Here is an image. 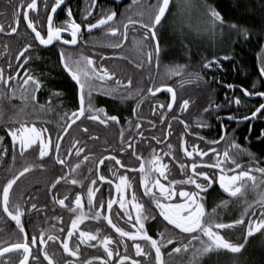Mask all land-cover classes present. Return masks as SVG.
<instances>
[{
    "label": "snow or ice",
    "instance_id": "6c2138e0",
    "mask_svg": "<svg viewBox=\"0 0 264 264\" xmlns=\"http://www.w3.org/2000/svg\"><path fill=\"white\" fill-rule=\"evenodd\" d=\"M9 2L11 3V0ZM95 3L96 0H92V4L95 5ZM171 3L172 0H155V3L145 6L140 3V0H132V4L128 8L138 6L140 9L137 12L138 18L128 17L127 22L123 24V31H121V25L115 23L114 18L117 15L115 11H109L95 19V22H90L87 20V17L92 15L91 9H89L85 18L77 23L67 0H40L39 4L38 0H17L11 13L12 24L8 27L9 34L17 33L19 26L26 23V28L31 30L30 34H34L32 40L37 43H25L16 53L15 59L17 61L23 59L27 63L31 59L28 55L29 50L39 46L47 47L53 45L54 42L68 46L77 45L82 24L86 26L89 32L93 29H104L107 34H111L117 40L116 43L109 44L108 47L120 49L124 41L127 40L129 26L135 28V25L139 24L144 33L140 42L141 51L151 41H156L152 51L146 53L145 59L150 64L155 57L157 64H159L161 49L157 37L160 26L167 20L166 14H170ZM61 10L66 12V18L57 23L58 16L56 14ZM145 10H147V19L144 18ZM205 11L213 31L217 26L224 24L223 16L214 7L205 5ZM30 12L32 13L31 16ZM229 27L232 31L243 34L245 37L249 34L248 29L241 28L235 23ZM2 32H5L4 24H0V33ZM64 33H69L70 38L66 39ZM145 42L148 43L145 44ZM4 52H8L7 45L4 46ZM100 59L103 60L104 57L101 56ZM223 59L228 60L230 57L224 56ZM259 59V76L264 77V53H261ZM60 64L75 82L78 90V107L60 115V119L64 123L54 129H49L43 124L38 127L35 120L27 119V114L21 108L20 118L13 122L14 125L18 124L19 126L7 127L5 125L7 127L6 135L11 137L13 145V161L16 158L15 149L18 144L21 157L37 154L40 162L26 163L24 167L0 185V210L15 222L18 230L15 236H4L0 230V264H44L45 261L47 264H95L96 261H99L100 264H169V261L165 260V255L172 257L175 254L189 252L191 255L188 264H200V257L211 251L227 249L232 253L240 252L244 244L226 238L231 236V233L226 232L225 235H222L220 230L233 229L237 225L244 226L245 217H247L245 241L256 232H264V191L260 190L264 187V167H261V162L257 161L254 167L246 165L242 168L241 163L238 162V154L245 150L235 139H232L223 151H218L220 142L226 140V132H222L218 139L205 142V138L200 136L198 131H193L191 136L195 139L186 140L185 134L188 133L189 125L180 120L184 130L179 134L178 143L174 145L168 142L165 145L166 151L161 156L159 151L151 143H148L144 131L141 130L136 135L141 138L142 145L147 144L148 148L151 149L149 159L141 154L142 149L135 144L132 135L125 138L124 128L121 127L119 153H127L130 149L131 157L139 161L138 169L130 168L127 162L122 163L117 155L109 153L108 156H101L98 161L94 162L95 176L90 179V183L85 185V180L89 179L87 176L76 178L81 175L79 172L81 165L85 161H90L94 155V149L88 148L84 141L72 138L70 146L62 151V141L66 138L65 134L71 136L70 129L74 125L80 127L85 120L96 121L105 127L121 124V118L118 115L109 114L104 107L95 105L94 92L103 91L105 95L120 99H128L135 95L141 97L142 100L144 94L155 96V93L166 88L171 93L172 100L166 104V108L169 110H172L173 104L176 103V92L171 86L160 83L159 86L154 84L147 87L145 93L143 88L132 87L133 79L131 77L126 80L120 79L115 71H110L103 64L99 66L94 64L92 56H85L82 53L73 56L70 52L66 53L63 47L60 49ZM137 66L143 67V61ZM203 66L204 68L222 67L220 59L216 56H213L211 60L205 59ZM7 68L13 69L10 60ZM21 69L25 72V77L19 76ZM183 70V65H177L170 68L168 73L180 75ZM195 77L202 79L199 73H196ZM43 87V81L24 64H20L7 75L5 68L0 66V88L6 89V93L0 94H9L10 96L18 94L20 100L25 102V107L30 101L34 107H39L41 111L53 110L50 103L40 104L38 101L37 94ZM228 88H233V85L229 84ZM253 89V91H249L247 88H243L244 97H264V91L255 90V85H253ZM124 90H128L126 95H121ZM60 96H62L60 91H52L49 95V101L53 97L59 98ZM233 99L236 105L242 103L239 96H234ZM231 102L230 100L229 103ZM188 105L189 101L185 99L179 103V108L184 111ZM60 106L62 107V105ZM160 107L164 108L165 105L161 104ZM209 107L211 108L212 105L210 104ZM204 111L207 113L208 109H204ZM132 113L137 116V109L133 108ZM258 113L264 116V103L255 107V110L250 113L251 118H258ZM249 118L248 115H244L240 119L246 121ZM173 119L179 120V117L173 116ZM229 119H236V117L229 116ZM78 121L80 122L79 125L77 124ZM160 121L164 122L163 115L160 116ZM126 123L129 129L133 128L132 118H128ZM149 124L155 127L153 122L149 121ZM206 126L202 122L199 124V127ZM134 128L141 129V123L135 122ZM221 128H224L223 124H221ZM81 131L87 134L89 129L84 126ZM172 132V124L169 121L168 131L160 137L151 135V140L155 141L157 145L164 144L165 141H169ZM260 137L264 138V130L260 132ZM90 139L95 140L98 137L93 136ZM3 140L4 137H0V141ZM201 142L207 144L206 150L200 147ZM211 145H217V147ZM86 148H88L87 153L85 152ZM230 149H235V151H230ZM209 153H212V156H209ZM81 154H84L82 158ZM0 156H3V152H0ZM46 157L61 165L63 172L62 175L55 177L48 189L49 192L55 189L61 181H67L71 185H81V190L75 192L74 200L70 199L68 194L60 199L53 196L54 203H58L66 208L68 213L73 214L70 226L66 224L65 228L58 229L59 234H52L49 229L44 228H40L38 232L34 229L30 234L22 220L28 209L23 207L21 201L24 203H28V201L24 200L23 194L18 198L15 197L13 186L17 184L20 177L31 170L37 167L43 169L45 167L43 161ZM71 157L75 158V163L70 159ZM165 157H171L176 163L171 166L164 163ZM105 160L114 161V164L108 166L113 179H109L107 175L100 172L99 165L105 164ZM63 168H67L68 171H63ZM120 169H125V171L121 173ZM213 169L217 171L210 174V170ZM87 171L93 173L94 169L88 167ZM137 171L139 178L136 182V188L133 189L135 177H131L129 172L136 173ZM253 173L259 175H253ZM70 174L73 178L69 181ZM177 176L182 178L178 179ZM97 178L100 182H108L110 190L107 199H105L102 189L97 186ZM113 184L115 196L111 193ZM214 184H218L219 188L228 193L230 197L237 198V201L243 198V210L239 218L231 219L228 223L218 222V213L215 208L211 213L206 212V196ZM85 187L87 211H85L81 195ZM141 188L143 195L139 196L138 192ZM249 191L256 192L257 196L251 202L248 201L246 195ZM144 197H147V200L143 199ZM66 200H68V204H65ZM228 203L229 201H222L221 205L217 207H226ZM114 205H118V207H114ZM254 205L255 207H253ZM35 208L36 204L32 203L31 209ZM257 209H259V216H257ZM157 212L158 217H162V222L156 225L154 236L150 234L151 229L146 226V221H155ZM54 219L61 218L54 217ZM85 220L106 221L107 225L114 229L118 235L114 238L110 234H102L100 228H95V231L83 230L80 225ZM122 223L125 226H122ZM51 227L54 229L55 225ZM91 241L96 243H90ZM174 241L177 242L175 246L171 247L170 251H166L167 246L173 245ZM56 242L59 244L57 245ZM82 245H87L90 248L102 246L106 255H92L81 261L70 260L69 257L83 255L86 249H82ZM121 248H123V252H121ZM50 249L55 250L50 251ZM61 249V256L56 259V252Z\"/></svg>",
    "mask_w": 264,
    "mask_h": 264
},
{
    "label": "flooded vegetation",
    "instance_id": "af4514ba",
    "mask_svg": "<svg viewBox=\"0 0 264 264\" xmlns=\"http://www.w3.org/2000/svg\"><path fill=\"white\" fill-rule=\"evenodd\" d=\"M152 2V0H150ZM17 2V0H11V3L9 0H0V24L5 25V32L0 33V66H3L5 68V74H9L10 72L14 71V69L19 66L20 64H24L26 68H28L30 71H33L34 74H36L44 84V87L41 89V91L37 94V98L40 104H49L52 107V111H48L45 109L44 111H41L39 107H34L33 104L29 101L27 103V106L25 107V102L21 101L19 98V95L16 96H10L9 94H0V137H4L3 141H0V152H3V156H0V185L6 182L8 178H11V175L20 170L22 167L25 166L26 163H39V159L37 154H29L25 157H21L19 155V146L16 145V158L15 161L12 159V151H13V145L11 141V137L6 135L7 127L16 126L18 127V124H13L15 120H18L20 118V109H24V113L27 114L28 120H35L37 126H43L48 127L49 129L58 128L60 124H63L64 121L60 119V115L63 114V112L67 111V109H75L78 107V90L75 85V82L70 78L67 72L64 71L62 65L60 64V49L61 47L64 48L66 53H71L73 56H77L79 54H83L85 56H92L94 64L99 66L100 64H103L105 67H107L110 71H115L117 74V77L120 79L126 80L128 77H131L133 79V88H143L146 93V89L149 86H153L152 83V70L151 66L149 65V69L147 66H144V75L141 76L136 73H131L132 68L130 66L131 62L134 63L135 67H138L141 58L146 56V53L148 51H152L151 43L143 48V51H141L140 42L143 38V30L139 24L135 25V28L133 26H129L127 31V40L124 41L122 47L120 49H113L108 47L109 44L116 43L117 40L111 36V34H107L104 29H93L91 32H89L85 25L82 24L81 26V35L80 39L78 40V44L75 46H68V45H61L54 42L53 45H49L47 47L45 46H39L38 48L29 50L28 55L31 57V59L25 63L23 59L20 61H17L15 59L16 53L23 47L25 43H37L32 40V36L34 34H30L31 30L26 28V23H22L19 26L17 33H11L9 34L8 27L12 24V16L11 13L13 11V5ZM40 0H38L39 4ZM68 5L71 6L73 11V18L76 20L77 23H80L81 20L85 18V14L88 12L89 9H91L92 15L87 17V20L90 22H95V19H98L101 15H104L105 13L109 11H115L117 13L115 19V23L121 25V31H123V24L127 22L128 17H132L134 19L137 17V12L140 10L138 6H133L131 9L128 8L130 4H132V0H96L95 5L92 4V0H67ZM140 3L144 4L146 6V1L140 0ZM152 4V3H150ZM32 13L30 12V16ZM58 20L57 23L62 22L66 18V12L61 10L57 14ZM147 15V10H145V17ZM144 17V18H145ZM45 29H46V23H45ZM64 37L70 38L69 33H64ZM148 42H145L147 44ZM153 46L155 45L156 41H152ZM8 46V52H4V46ZM55 53L58 56V63L59 67L62 73V76L66 81L69 82V84L74 88V97L73 102L68 101L66 99L67 92L60 91L62 93V96H60L58 99V102L52 103V101H49V95L52 91L47 87L46 84V78L49 77V65H45V68L41 67V61H45L49 63V59L46 58L47 54L50 52ZM103 56L104 59L101 60L100 57ZM43 57L45 59H43ZM11 61L13 65V69H8L7 64ZM137 62V63H136ZM159 64H157L155 59V66L157 67ZM142 71L143 67H138ZM44 69V73H41V70ZM148 71V74L146 76V72ZM20 77H25V72L23 69L19 72ZM155 78H161V72L158 71V75L155 76ZM99 83V82H98ZM156 86H159L157 84ZM170 86V85H169ZM175 92H176V103L173 104V109H179V99H178V93L177 89L174 86H171ZM128 90H124L121 95H126ZM162 92L166 93V96L164 99L169 98V102H172L171 100V93H169L167 90H161L160 92L155 93V95L160 94ZM0 93H6V89L0 88ZM145 95V94H144ZM143 95V99L137 104L136 100H134V96L128 99H120L115 96L105 95L103 91H97L93 93L94 97V103L97 107H104L106 111L109 114H116L121 118V124L120 125H113L110 127H105L103 125H100L96 121H84L83 125H80V127H77L74 125L71 129V136H68L65 134L66 138L62 141V151L63 149L70 146L72 138H77L82 141H84L88 148L94 149V155L91 157L90 161H85L83 165H81V168L79 170L80 176L76 178H82L83 176L89 177L88 180H85V185L90 183V179L95 176V161H98V159L101 156H108L109 153L112 155H117L118 158L121 159V162H127L130 168H136L139 167V161H137L134 157H131L130 155V149L127 153H119V134L121 127L124 128L125 131V138H127L128 135H132L133 139L135 141V144L139 146L142 149V155L146 158L150 159V153L151 149L148 148L147 144H141V138L136 135L137 132L143 130L145 134V138H147L148 143H151L153 147H155L161 156H163V152L166 151L165 145L168 142L173 143L176 145L178 143V126L180 124L181 118L177 115L176 112H173L172 115V135L169 136V141H165L164 144L157 145L155 141L151 140V135H156L158 137L162 136L163 133L168 131V124L163 128V124L160 121V116L156 114V117L154 119H157L159 121H154L147 118V111L158 109V113L160 115L161 112L164 110L160 107L161 102L158 100L156 105L154 107L153 104L151 106H146L145 96ZM48 97V98H47ZM252 102H256L257 96H251L249 97ZM261 103H264L261 101ZM62 105V107L60 106ZM259 105H256V107ZM243 105L236 106L235 109L238 111L237 115H229V114H220L216 118V126L219 128L218 131H216L215 127L206 126V131L209 132L208 138L209 141L218 139L219 135H221L222 132H226L228 138V135L233 131L231 125H235V123H251V126H253V118H249V120H242L240 119L242 116H239L240 113L243 111ZM137 109V116H134L132 113V109ZM114 109V111H112ZM211 109L209 106L206 108ZM245 109L247 111L245 113H248L246 115L250 116V113L255 110L254 108H251L250 106H246ZM259 113L257 114V117H259ZM173 116L179 117V120L173 119ZM229 116H234L236 119H229ZM128 118H132L133 120V128L129 129L127 127L126 121ZM142 118V119H139ZM83 119V118H82ZM257 119V118H255ZM149 121L153 122L155 124V127H152L149 124ZM135 122L141 123V129H135L134 124ZM253 122V123H252ZM77 124L79 125L80 122L78 121ZM221 124L224 125V128H221ZM7 125V127H5ZM87 126L89 129V132L87 134H84L81 131V128ZM230 127V128H229ZM228 129L229 133H228ZM98 137V139H90V137ZM213 137V139H211ZM55 138V137H53ZM232 140V139H231ZM230 138L227 141V143H224L225 141H221L218 146V151H223L224 148L228 143H230ZM252 140L249 142H246V145L248 147V150L245 152H240L238 154V162L241 163L242 168L244 166H252L254 167L257 161H261V167H264V151L261 152V154H258V151L255 150L252 147ZM224 143V144H223ZM241 148L242 144L238 143ZM212 147H217V145H211ZM88 148L85 149V152L87 153ZM7 151H4V150ZM115 150V151H113ZM230 151H235V149H230ZM84 154H81V158ZM260 158V159H259ZM70 159L73 160V163H75V158L71 157ZM207 159V158H206ZM44 164L45 167L42 168H35L31 170L29 173H26L24 176L20 177L17 181V184L13 186V192L15 197H19L21 194L24 196V200L28 201V203H24L23 207L25 209H28V211L25 212L24 217H22L23 222L25 223L26 230L31 234L33 230L35 229L37 232L40 228L49 229L52 234H59L57 231L58 229L65 228V225L67 224L70 226L71 224V217L73 214L68 213L66 208H63L58 203H54L53 196H56L57 199L63 198L65 194H68L70 199L74 200L75 192L81 190V185H71L67 181H61L55 189H53L51 192L48 191V189L51 187L52 182L55 180V177L57 175H62V166L55 163L54 160L48 159L47 157L44 158ZM164 163H168L170 166L173 163H176L172 160L171 157H165L163 160ZM114 164V161L111 160H105V164L99 165L100 172L102 174H105L109 177V179H113L112 174L108 170V166ZM88 167H92L94 169L93 173H88L87 169ZM119 168V166H116ZM178 168V164H177ZM63 171H68L67 168H63ZM125 169H120V172L123 173ZM239 171V170H237ZM211 174V173H210ZM231 174V173H229ZM129 175L131 177H135L133 182V189L136 188V182L139 178L138 171L136 173L129 172ZM253 175H259L257 173H253ZM73 178L70 174L68 177V180ZM251 183V182H250ZM97 186H99L105 196V199L108 198L109 194V186L108 182H100L97 178ZM96 187V186H94ZM215 189L223 194L224 201L229 196L228 193L223 192L222 189L219 187H215ZM111 193L113 196L116 195L115 192V186L113 184L111 188ZM253 193L254 198L256 192L249 191L247 194ZM84 208L85 211H87V197H86V187L81 192ZM139 196L143 195V189H139L138 192ZM230 197V196H229ZM143 199L147 200V197H144ZM252 199V200H253ZM35 203L36 208L31 209V204ZM68 200L65 201V204H68ZM221 205V203H220ZM114 207H118V205H114ZM154 208V205L152 206ZM206 212L208 210L206 209ZM211 213V212H208ZM157 219L155 221L148 220L146 221V226L151 229L152 233L156 234V225L162 222V217H158V212L156 213ZM54 217H60L61 219H54ZM224 218V217H223ZM223 218H218L220 221ZM255 218V217H253ZM245 224H247V217H245ZM55 225V228L53 229L51 226ZM153 225V226H150ZM122 226L123 225L122 223ZM80 227L83 230H93L95 231V228H100L102 234H110L114 238L118 235L115 233L114 229H111L109 225H107L106 221H91V220H85ZM130 227V226H126ZM0 230H2V234L4 236L12 235L15 236L17 234V229L15 222L11 220L10 217L7 216V214L3 213L2 210H0ZM150 231V234H151ZM66 235V232H65ZM206 239V238H205ZM50 244L52 242H49ZM90 243H96L95 241H91ZM58 245L59 242H56ZM71 245V240H70ZM82 249H86V251L83 253L80 257H69L70 260H85L91 257L92 255H101L104 256L103 247L98 245V248H90L87 245H82ZM55 249H50V251H54ZM121 252H123V248H121ZM62 253V249L60 251L56 252V259H59ZM67 255V254H64ZM134 255V250H133ZM44 264H47L45 261ZM95 264H100L99 261H96Z\"/></svg>",
    "mask_w": 264,
    "mask_h": 264
},
{
    "label": "trees",
    "instance_id": "16d2710c",
    "mask_svg": "<svg viewBox=\"0 0 264 264\" xmlns=\"http://www.w3.org/2000/svg\"><path fill=\"white\" fill-rule=\"evenodd\" d=\"M144 1H146V5L155 3V0H152V2L150 0ZM180 1L182 0L172 1L170 14H167V20L160 26V32L157 37L161 49L159 65L157 67L155 66V57L149 64L145 56L144 58L142 57L139 62L141 63L143 61L142 71L131 62L130 66L132 71L130 72L143 76L144 66L146 65L149 69L150 65L153 84L165 83L174 86L177 89L179 103L185 99L189 101L186 110L181 111L180 108L175 110L167 109L166 104L169 102V98L164 99L166 96L165 92L155 96L145 94L146 106L149 107L153 104L155 107L158 105L156 102L159 100L161 104L165 105L163 108L164 110L161 112L164 116V122H162L163 128L169 121H172L173 112H176L181 120L189 125L188 133L185 134L186 140L195 139L191 134L193 131H198L199 135L203 136L205 142H207L209 141V132L206 131L205 127H199L201 122L207 126L215 127L216 131H218L219 128L216 126V118L220 114L237 115L238 111L235 107L243 105V111L239 116H244L249 113H245L247 111V109H245L246 106L254 108L264 99V97L257 96L256 102H252L249 97H244L242 91L243 88L253 91V85H255V90L264 91V77L259 76V57L261 53H264V0H193L195 4L190 5L189 8L194 15L187 21L189 25L193 24L191 21L193 20L195 23L201 22L210 26L205 11V5L214 7L224 18V24L222 26H217L214 31L212 30L214 36L213 39L210 40L203 38L190 39L181 36V34H179L180 32H176L172 20L174 14L178 10ZM145 19H147V15ZM233 23L241 28L248 29V36L245 37L243 34L232 31L229 26ZM151 46L152 48L154 47L152 41ZM213 56L220 59L222 67L216 68L213 66L212 68H204V60H211ZM224 56H229L230 59L225 60L223 59ZM46 58L49 59V63L42 60L41 67L45 68L46 64L47 66L49 65V77L46 78L45 76L47 87L55 91H66V99L73 102L74 88L62 76L58 63V56L51 51L47 54ZM43 59L45 58L43 57ZM177 65H183L184 70L180 75H170L168 70ZM158 71L161 72V78H155V76L158 75ZM41 73L45 74L44 69L41 70ZM196 73H199L202 79H197L195 77ZM147 74L148 71L146 72V76ZM229 84H232L233 88H228ZM234 96H239L241 98L242 103L240 105L235 104L233 99ZM134 100H136L138 104L140 102L139 96H134ZM230 100L232 101L231 103H229ZM51 101L55 103L58 102L59 99L53 97ZM210 104L212 107L206 113L204 109ZM71 110L72 109H67L68 112ZM112 111H114V109ZM157 111L158 109H155V111L148 110L147 118L159 121L154 119L156 114L161 116ZM253 122V126H251L249 122L231 125L230 127L233 126V131L230 136V129H228L229 135L224 143H227L229 138L230 140L235 139L237 143L243 145L242 149L247 151L248 147L246 142L253 139L252 147L257 150L260 155L261 152L264 151V138L260 137V132L264 130V116L259 115ZM183 130V125L180 123L178 126V135L183 132ZM211 139H213V137ZM205 142H201L200 147L206 150L207 144ZM209 156H212V153H209ZM260 166H262L261 163ZM216 171L217 170L213 169L210 170V173ZM177 178L180 179L182 177L177 176ZM215 187H219L218 184H214L206 196V209L208 212H212L215 208L218 213V218L224 217L221 221L218 219V222L228 223L231 219L239 218L243 210V198L237 201V198L227 196L225 201H229L228 205L226 207H217L224 201V198L223 194L219 192L218 189L216 190ZM260 190L264 191V187ZM246 195L248 201L251 202L254 198L253 193ZM255 197L257 198L256 194ZM253 207H255V205ZM256 211L257 216H259V209ZM249 215H251V213H249ZM220 231L222 235H225L226 232L231 233V236H227L226 238L231 239L233 242L243 243L244 247L238 253H232L227 249L211 251L200 257V264L206 263L208 258H211L209 264L210 262L211 264H219V262H217L219 257H226L228 260L224 263L227 264L231 256L241 257L245 261V264H264V232H256L245 241L244 236L247 231V224H244V226L237 225L233 229ZM151 234H153L152 231ZM176 243L177 242L174 241L173 245L167 246L166 251H170L171 247L175 246ZM190 255L191 252L175 254L172 257L165 255V260L169 261V264H188Z\"/></svg>",
    "mask_w": 264,
    "mask_h": 264
},
{
    "label": "rangeland",
    "instance_id": "374dc122",
    "mask_svg": "<svg viewBox=\"0 0 264 264\" xmlns=\"http://www.w3.org/2000/svg\"><path fill=\"white\" fill-rule=\"evenodd\" d=\"M195 4L194 1H190V0H182L179 2L178 4V10L177 12L174 14V18H173V26L175 27L176 32H180L179 34H181V36L183 37H187L190 39H196V38H203L206 40H210L213 39V32L212 29L209 25L205 24V23H201V22H193V24H188L187 21L189 19H191V16L194 15L191 11H190V5ZM194 18V17H192ZM222 255V254H220ZM230 257V256H227ZM211 260V258H208L206 260V263L204 264H209V261ZM226 260V261H225ZM227 258L226 257H219L217 259V262H219V264H225L227 262ZM213 261H214V257H213ZM225 262V263H224ZM211 264V262H210ZM227 264H245V261L241 258V257H236V256H231L229 262Z\"/></svg>",
    "mask_w": 264,
    "mask_h": 264
},
{
    "label": "water",
    "instance_id": "95a60500",
    "mask_svg": "<svg viewBox=\"0 0 264 264\" xmlns=\"http://www.w3.org/2000/svg\"><path fill=\"white\" fill-rule=\"evenodd\" d=\"M118 1H121V0H118ZM173 1V0H172ZM172 5V3H171ZM171 5H170V8H171ZM167 15V14H166ZM161 90H167L166 88H162ZM251 118V117H250Z\"/></svg>",
    "mask_w": 264,
    "mask_h": 264
}]
</instances>
